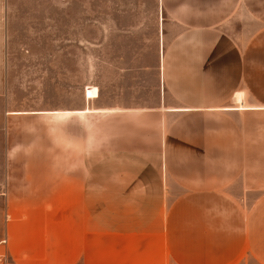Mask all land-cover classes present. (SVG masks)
I'll list each match as a JSON object with an SVG mask.
<instances>
[{"label":"crops","instance_id":"crops-1","mask_svg":"<svg viewBox=\"0 0 264 264\" xmlns=\"http://www.w3.org/2000/svg\"><path fill=\"white\" fill-rule=\"evenodd\" d=\"M161 5L157 96L93 111L139 154L133 177L1 191L0 264H264V38L229 32L243 0Z\"/></svg>","mask_w":264,"mask_h":264},{"label":"rangeland","instance_id":"rangeland-1","mask_svg":"<svg viewBox=\"0 0 264 264\" xmlns=\"http://www.w3.org/2000/svg\"><path fill=\"white\" fill-rule=\"evenodd\" d=\"M241 8L229 32L264 38V0ZM166 17L161 0H0V192H54L63 177L83 178L86 191L92 176L106 189L108 177H133L139 154L117 152L123 135L93 111L157 96ZM128 184H116L117 204L138 192Z\"/></svg>","mask_w":264,"mask_h":264}]
</instances>
